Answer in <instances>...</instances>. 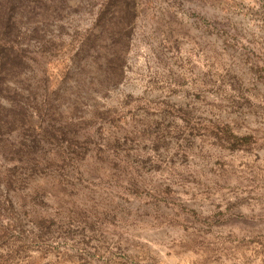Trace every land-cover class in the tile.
Here are the masks:
<instances>
[{"label": "rangeland", "instance_id": "1", "mask_svg": "<svg viewBox=\"0 0 264 264\" xmlns=\"http://www.w3.org/2000/svg\"><path fill=\"white\" fill-rule=\"evenodd\" d=\"M0 264H264V0H0Z\"/></svg>", "mask_w": 264, "mask_h": 264}, {"label": "trees", "instance_id": "2", "mask_svg": "<svg viewBox=\"0 0 264 264\" xmlns=\"http://www.w3.org/2000/svg\"><path fill=\"white\" fill-rule=\"evenodd\" d=\"M6 56H9L8 54L6 55ZM10 60V59H9ZM12 62H14V64L16 63V60L15 59H13L12 60ZM4 65H6L7 66V62H4Z\"/></svg>", "mask_w": 264, "mask_h": 264}]
</instances>
